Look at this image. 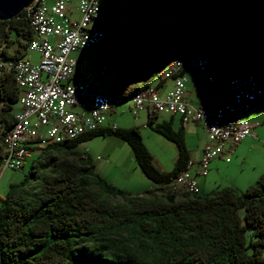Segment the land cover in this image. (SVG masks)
I'll return each instance as SVG.
<instances>
[{
	"label": "trees",
	"instance_id": "1",
	"mask_svg": "<svg viewBox=\"0 0 264 264\" xmlns=\"http://www.w3.org/2000/svg\"><path fill=\"white\" fill-rule=\"evenodd\" d=\"M97 6L95 37L84 49L106 38L122 61L123 71L106 87L111 106L149 89L164 63L182 61L178 74H185L209 68L211 56L223 67L225 48L243 46L254 57L264 48V0H98ZM27 11L0 20L6 58H27L33 36ZM196 60L206 65H192ZM246 77L253 78L248 72L231 80ZM18 84L13 73L0 79V159L21 98ZM155 118L149 112L146 125L177 146V163L166 173L153 164L137 127L102 125L42 148L30 145L39 152L25 181L1 198L0 264H264V174L243 192L166 189L187 169L188 154L183 133L155 124ZM97 136L127 143L156 190L129 198L105 182L99 186L88 158L69 152ZM249 229L252 238L246 241Z\"/></svg>",
	"mask_w": 264,
	"mask_h": 264
},
{
	"label": "built area",
	"instance_id": "2",
	"mask_svg": "<svg viewBox=\"0 0 264 264\" xmlns=\"http://www.w3.org/2000/svg\"><path fill=\"white\" fill-rule=\"evenodd\" d=\"M32 3L39 5L38 13L29 18L30 24L36 25V40L30 43V50L40 54L38 63L29 58H6L0 48V79L9 76L10 70H17L21 78V99L15 111L21 113L20 127L15 134H10L5 145L1 158L3 169L22 170L31 156L30 145L41 147L96 130L103 125L111 107L108 94L87 85L68 84L74 66L70 54L83 50L95 37L91 29L92 15L99 10L96 0H33ZM70 6L80 11L78 20L70 21L66 17ZM192 65L203 68L206 63L196 60ZM182 67V61L175 60L165 72V77L172 78L173 87L164 96H159L150 86L149 91L144 92L143 100H137L131 108L139 112L150 106L156 113L179 114L183 121L203 122L207 142L198 162V172L206 176L208 164L213 159L225 156L227 150L247 137L256 138V134L254 125L246 119L226 114L225 111L233 112V109L220 108L212 115L207 106L197 107L188 102L186 77L178 74ZM230 90L235 103L243 111L261 99L264 85L246 77L231 80ZM111 128L117 126L112 124ZM225 160L229 161V158ZM192 163L190 161L187 165ZM165 188L199 192L188 169L173 178Z\"/></svg>",
	"mask_w": 264,
	"mask_h": 264
},
{
	"label": "rangeland",
	"instance_id": "3",
	"mask_svg": "<svg viewBox=\"0 0 264 264\" xmlns=\"http://www.w3.org/2000/svg\"><path fill=\"white\" fill-rule=\"evenodd\" d=\"M78 4V1H76ZM66 17L70 21L78 20L80 11L75 7H71L66 12ZM94 20V19H93ZM92 20V23H93ZM107 39L104 38L97 45H92L83 50H77L72 55L75 58L76 64L71 71L70 80L68 84L76 85H91L102 93H106L107 84L123 70L120 68L122 61L119 57L113 55L108 48ZM39 53L30 50L26 57L33 63L37 64L39 61ZM221 57L224 60V69L229 75H234L237 69L247 70L249 74L257 81L258 84H264V64L260 60H264V48L258 57L252 56L250 51L243 46H233L232 48H225L221 51ZM210 63L218 71V56H211ZM160 67H163L162 65ZM104 68V72H102ZM102 72V73H101ZM164 72V70H163ZM216 75V74H215ZM157 77L154 78V80ZM207 78V77H206ZM214 83L205 80V85L208 84L212 87L216 86L215 77H212ZM20 85V84H19ZM21 91V89H20ZM114 109L117 108L115 122L119 124H130L134 121L136 123L139 133L142 137L143 144L147 151H149L154 159L153 164L159 166L166 172L172 171L177 163L178 151L174 142L167 141L166 138L152 131L143 120L144 112H133L130 106L133 105V100H119L113 103ZM116 104V105H115ZM118 104V105H117ZM116 106V107H115ZM16 107V104H15ZM260 109V117L253 123L257 124L256 138L260 142L261 147L252 149L246 157V160L241 162L233 153L228 154L231 163L226 164L225 161L215 159L214 164L218 170L212 172L211 165L208 164V175L204 176L205 180H211L214 184H219L218 187L212 186L213 190L226 188L227 186L243 192L250 185L259 179L258 175L264 171V104ZM18 112H16L17 114ZM200 122V121H199ZM145 123V126L143 124ZM203 124V122H201ZM204 125V124H203ZM259 125V126H258ZM39 151H31V158L27 159L26 164L22 170L17 169H3L0 159V202L1 198L5 197L7 192L14 186L24 182L30 168L31 160L36 159ZM77 156L88 158V164L93 169L91 170L92 176L101 182L99 186L105 182L121 192L125 193L129 198L133 196H143L148 190H156L157 185L150 182L141 173L133 157L131 148L128 144L122 142L114 136H97L87 139L75 145L70 151ZM82 161V160H81ZM84 161V160H83ZM239 161V163H238ZM85 162V161H84ZM238 163L229 170L225 168ZM241 162V163H240ZM226 164V165H225ZM258 174V175H257ZM215 188V189H214ZM98 190L95 188V191ZM205 193V192H200ZM112 201H121L120 198L110 199ZM252 229L247 231V239L252 238Z\"/></svg>",
	"mask_w": 264,
	"mask_h": 264
},
{
	"label": "crops",
	"instance_id": "4",
	"mask_svg": "<svg viewBox=\"0 0 264 264\" xmlns=\"http://www.w3.org/2000/svg\"><path fill=\"white\" fill-rule=\"evenodd\" d=\"M74 52H72L69 57L74 61V66H75L76 61H75V58L72 57L73 56L72 54ZM170 65H171V63H169V62L164 63L162 65L163 67H160V74L158 75V77L155 80H152V82H151V86L153 87V90L159 96H164L165 93L167 92V90L172 89V87H173V80L171 78L164 76L166 70L169 69ZM219 69L220 70L217 71L212 66V64L210 65L209 68H207L205 70H199L198 68L186 69L184 75H185L186 80H187L186 81V97H187L188 102L192 103V105L197 106V107L207 106L210 109L212 115H214L217 112V110L220 109L221 107H223L224 109H225V107H226V109H233V112H229L228 110L225 111L226 114L238 115V116L243 117L244 119L247 120V122L254 125V132H256L257 124L253 123V121H256L258 119V117H260V115H259L260 109L259 108L262 107L264 104V95L261 97L260 100H258L257 102H254V104L250 108L241 111L239 109L238 105L234 101L233 94L228 91L229 90L228 85H229L230 80L233 77L240 76V75L243 76V75L248 73L247 70L240 69V71H238L236 69L234 71V75H229V74H227V72L222 71L224 69V67H220ZM163 70H164V72H163ZM209 75L212 77L213 76L215 77L216 86L212 87L208 84H206V85L204 84L205 80L207 81L206 77H208ZM19 84H21V83L19 82ZM19 84H18V86H19ZM20 99H19V101H20ZM18 108H19V103L16 104L14 112L16 110H18ZM116 109L117 108L114 109V104H113L111 106V108L109 109L107 115L105 116V121H104L103 126H102L103 128L109 129L112 124H115L117 126V129H122V130L130 129V128L138 126L136 123H134V121L130 124H123V125H122V123L119 124V122L116 123L114 120H115V118L119 117L118 114L115 116V114L117 112ZM144 110L147 111V114L146 115L143 114L144 118H142L143 120H145V123H147V118H149V112H152L153 115L156 116V118L154 120L155 124L165 122L171 127V129L173 131H181L183 133L182 137H183V141H184V144L186 146V149H187L188 162H190V161L193 162L191 165H189L187 167V169L190 172V174L194 177L195 182L198 186L199 192H197V193H200V192L211 193L212 191H214L212 186L218 187L219 184H214L213 181H211V180H208V181L205 180L206 178H204V176L200 175L198 172V162H199L202 151H203V149L206 145V142H207V137H206L207 132H206L205 126L203 124H201V122L196 121V120L183 121L182 116H180L179 114H167L165 112L155 113L150 106H146L140 112H144ZM262 111H264V109H262ZM15 114H16V112H15ZM145 123L143 124V126H145ZM137 129H138V127H137ZM153 132H155V131H153ZM155 133H157V132H155ZM255 134H256V138H257L258 135H257V133H255ZM160 136H162V135H160ZM162 137H164V136H162ZM256 138L255 137L245 138L244 140L239 142L237 145H235L233 148L227 150L225 156L217 157V158L220 159L221 162L225 161V163L228 164V163H231V161H226L225 158L226 157L228 158V154L233 153V156H237V158H239V160H241V162L242 161L244 162L246 160L247 154L252 149H254L256 147H261L260 142H257L258 140ZM118 139H120V138H118ZM120 140H122V139H120ZM167 141H169V140H167ZM122 142H124V141L122 140ZM40 148H42V147H40ZM29 158H31V156ZM217 158H215V159H217ZM215 159H213L210 162L211 168L213 169L212 172L215 170H218V167H216L217 165L214 164V162H217V161H214ZM153 161H154V159H153ZM238 163H239V161H238ZM238 163L236 162V164H234V165L232 164L228 167L225 166V168H226V170L227 169L229 170L233 166H236ZM158 169L160 171H165L160 166ZM263 174H264V171L261 174L259 173V175L258 174L257 175L260 177ZM227 187H230V186H227Z\"/></svg>",
	"mask_w": 264,
	"mask_h": 264
},
{
	"label": "bare ground",
	"instance_id": "5",
	"mask_svg": "<svg viewBox=\"0 0 264 264\" xmlns=\"http://www.w3.org/2000/svg\"><path fill=\"white\" fill-rule=\"evenodd\" d=\"M96 4L98 5V0H96ZM24 10H28L27 11L28 17L29 18H33V16L36 13H38V11H39V5L37 3H31L30 7L26 8ZM97 11L98 10H95L94 11V13L92 15V20L97 16L96 13H99ZM30 25H31L30 28H31V32H32L33 36H32V39L29 41V48H30V43H35V40H36V25L35 24H30ZM174 63H175V61L173 63H171V65L174 64ZM12 73L16 76V78L18 79V81L21 83V78L19 76V72H17V70H10V74H12ZM145 91H149V89H147ZM145 91H143L141 93H136L134 95V97L132 98L133 104H135L137 100L138 101L139 100H143V98H144V92ZM105 94H107V93H105ZM111 97L108 95V103L109 104H112V102H113ZM20 114L21 113H19V112L17 114H15V121L13 122V125L11 126V128L7 132V135H6L7 137H6V143H5V145H7L8 141H9L10 134H15L16 133V130L19 129V127H20Z\"/></svg>",
	"mask_w": 264,
	"mask_h": 264
},
{
	"label": "water",
	"instance_id": "6",
	"mask_svg": "<svg viewBox=\"0 0 264 264\" xmlns=\"http://www.w3.org/2000/svg\"><path fill=\"white\" fill-rule=\"evenodd\" d=\"M33 0H0V20H10L21 10L28 8Z\"/></svg>",
	"mask_w": 264,
	"mask_h": 264
}]
</instances>
